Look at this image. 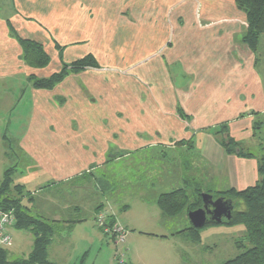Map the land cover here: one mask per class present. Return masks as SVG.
I'll return each mask as SVG.
<instances>
[{"label": "crops", "instance_id": "1", "mask_svg": "<svg viewBox=\"0 0 264 264\" xmlns=\"http://www.w3.org/2000/svg\"><path fill=\"white\" fill-rule=\"evenodd\" d=\"M245 24L235 0H1L0 181L14 167L12 181L23 186L28 213L56 222L47 246L51 263L86 264L88 256L103 254L110 264L114 242L95 226V213L107 211L124 225L118 211L133 205L143 207L141 218L152 231L124 225L129 233L114 244L113 256L124 249L128 255V246L133 259L137 240L145 247L136 254L139 264H159L174 250L181 256L179 243L189 240L179 231L188 225L162 215L158 194L183 187L188 178L212 191L255 184L257 159L227 153L215 134L225 123L249 151L255 123L260 131L264 122V32L253 51L242 41ZM19 38L41 43L49 63L26 64ZM87 54L97 68L71 72L50 89L28 81ZM159 148L165 151L157 158L161 172L170 176L156 181V172L139 165L151 181L138 183L132 204L126 190L115 197L97 187L98 179L106 180L97 168L109 158ZM188 149L198 160L191 176L190 160L181 156ZM10 233L8 256H27L32 233L14 227ZM152 245L153 258L147 254Z\"/></svg>", "mask_w": 264, "mask_h": 264}, {"label": "trees", "instance_id": "2", "mask_svg": "<svg viewBox=\"0 0 264 264\" xmlns=\"http://www.w3.org/2000/svg\"><path fill=\"white\" fill-rule=\"evenodd\" d=\"M235 3L239 9L244 11L246 18L242 41L251 50L256 51L259 37L264 32V0H235ZM18 40L22 50L21 57L26 64L31 67L42 68L49 63V56L41 43L27 38H19ZM97 67L98 64L95 58L91 54H87L71 62H62L60 69L48 76L36 77L35 75H30L28 81L35 88L50 89L71 72L74 73ZM177 112L179 116H182L181 110L178 109ZM254 129L258 131V123H255ZM215 134L227 153L236 154L240 157H255L257 159L258 180L255 184L241 190L229 188L212 191L203 188L196 180L188 178L183 187L158 194L155 203L163 216L175 217L182 210L188 213L190 210L202 206V192L210 193L212 198L222 197L223 199H228L232 206L231 217L222 219L220 223L243 225L249 247L235 257L219 264H264V152L254 154L243 149L230 136L225 123L217 127ZM263 143L264 138H262L261 145ZM188 144L190 148L193 147L192 141H189ZM13 171L14 167L6 168L3 171L0 181V209L12 211L14 216L13 227L30 231L33 235V244L27 256L15 259L9 258L7 248L0 247V264H53L47 259V246L52 235L58 229L56 222H49L28 213L26 206L21 202V197L24 196L23 186L13 184ZM96 185L105 191L112 189L107 179L104 180L102 177L97 180ZM115 222L113 216L107 214L108 225H112ZM212 224L219 223L208 221L204 226ZM199 229L190 225L179 232L186 233V238L189 241L199 242ZM236 243L239 245V242Z\"/></svg>", "mask_w": 264, "mask_h": 264}, {"label": "rangeland", "instance_id": "3", "mask_svg": "<svg viewBox=\"0 0 264 264\" xmlns=\"http://www.w3.org/2000/svg\"><path fill=\"white\" fill-rule=\"evenodd\" d=\"M0 3H1V0H0ZM49 66H50L49 68H53L55 66L54 59L51 60ZM254 136H255L256 143L254 146L252 143H251L252 145L247 146L249 148V151H252L256 154L264 152V147L261 146L262 149H260V138L264 137V122L262 124L260 131H255ZM242 144L246 145L244 141H242ZM164 152L165 151H163V149L159 148V149L150 151L148 153H142V154H137V155L133 153L128 156L126 154H121V155L116 154L115 157L107 161L106 167L102 166L100 168H97V173L98 174L102 173L100 176L103 175L108 180V182L110 183V188H112L109 192H112L113 196L117 197L116 195H118L122 197L123 190H126L127 193H131V195L126 194V196L129 197L127 201L130 204H132L133 201L130 200V197H133L132 195L134 191L136 192L138 188V183L142 181H147V182L151 181L150 177L148 176L146 177L144 175L141 176V174H139V165L145 164L146 167H143L142 169L143 170L145 169L147 172L149 170L150 172L151 171H153L154 173L156 172L155 173L157 176L155 179L156 181H160L161 179L163 180L165 177L170 176V175H167L166 173L161 172L162 168L159 166V163L161 161L157 159L160 157V160H161L162 158L160 155H162ZM169 155H171L170 152H169ZM181 156H182V160L184 159L190 160L189 161L190 164L186 165L189 167L190 171L191 169H194V170L197 169L198 160L196 158L195 153L192 150L188 149L187 153L185 151V153H183V155L181 154ZM141 159H145V162H142ZM150 160L153 163V165L148 166L149 165L148 162H150ZM169 165L173 167L172 166L173 163H170ZM200 167L202 168L203 166L201 165ZM136 169L138 170V173H136ZM203 169L205 168L203 167ZM190 171H188L187 173L188 176H191V174H194L192 173L193 171L191 172ZM168 173L170 174V171H168ZM196 182L198 181L196 180ZM28 187L32 190L38 188L37 186H34V185H31ZM139 208H141L142 210L143 207L141 205H133V209L129 211H126L124 213H122L121 211H118L120 220L124 221L125 223L124 222L122 223H124V225H128V228L130 229L134 227L138 231L139 230L152 231L151 229L147 228L148 223H149L147 218L146 219L141 218V211ZM99 213H105L106 216L107 214H109L107 211L98 210L95 213V218H96V215ZM137 214H140V216H137ZM174 218L177 220V223L179 225L181 224V226H178V227H185L187 225L188 226L191 225L188 219V216H187V212L185 210H182V212L176 215ZM181 222H185L184 225ZM115 223L119 224L118 222H115ZM124 225L121 224L122 227H124ZM126 232H127L126 233L127 235L129 233V230L126 229ZM199 234H200L199 242H191V241L186 242L185 240H183V242L179 243V249L182 253L181 256L179 252L174 250V252H171L169 258H167L166 260H163L164 259L163 256L158 258L159 260H161V262L158 260L159 264H219L227 259L235 257L238 253L244 251L245 249L249 247V243L246 241V238H245L244 226L241 224L226 225L223 223H219V224L207 225L199 229ZM136 236L139 239L144 238V236L141 234L136 233ZM186 236L187 235L185 233L184 239H186ZM112 240L114 244L120 245L121 243V242L115 243L113 238ZM236 242H239V245ZM114 244H111L110 253L108 255V259H109L108 261L110 262V264L111 263L119 264V262L114 257L115 255L113 256L114 254L113 248L115 247ZM131 245H132V250H133V255H134L133 259L127 258V257H130L129 255L131 253L129 252L130 250L128 246H127L128 255H127L126 249H124L122 252L119 251L118 255L120 253H123L122 254L123 257L124 255H126V260L124 259L125 264H139V262H137L138 256H136V254L139 253V249H141L140 254H143V251H144L143 248L145 247L143 243L138 240L131 243ZM152 246H153V249H151L150 251L151 254H149L148 251H147V254H148V257L152 256L153 258L154 256L152 254L157 253V247L154 245ZM119 247H122V245ZM134 250H138V251H134ZM15 257L17 256L13 254L9 256L10 259H14ZM95 257H96V254L94 255L92 254L88 256L86 260V264H107V261L105 259H102L103 254H101L98 258H95Z\"/></svg>", "mask_w": 264, "mask_h": 264}, {"label": "built area", "instance_id": "4", "mask_svg": "<svg viewBox=\"0 0 264 264\" xmlns=\"http://www.w3.org/2000/svg\"><path fill=\"white\" fill-rule=\"evenodd\" d=\"M14 224V216L11 210L0 209V247L7 248L11 245L10 229ZM95 226L102 230L104 233L109 234L114 239L115 243L123 242L126 236V228L119 224L108 225L107 216L105 213H99L95 218ZM115 259L119 264H124L123 255L115 254Z\"/></svg>", "mask_w": 264, "mask_h": 264}, {"label": "water", "instance_id": "5", "mask_svg": "<svg viewBox=\"0 0 264 264\" xmlns=\"http://www.w3.org/2000/svg\"><path fill=\"white\" fill-rule=\"evenodd\" d=\"M201 199L202 206L187 213L192 226L201 228L208 221L220 223L222 219L231 217L232 206L228 199H223L222 197L212 198V195L207 192L201 193Z\"/></svg>", "mask_w": 264, "mask_h": 264}]
</instances>
